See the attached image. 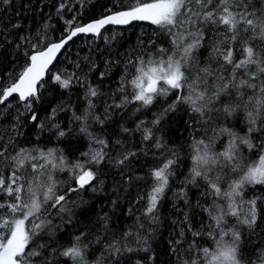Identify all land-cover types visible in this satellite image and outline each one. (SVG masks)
Segmentation results:
<instances>
[{
    "label": "snow or ice",
    "instance_id": "obj_1",
    "mask_svg": "<svg viewBox=\"0 0 264 264\" xmlns=\"http://www.w3.org/2000/svg\"><path fill=\"white\" fill-rule=\"evenodd\" d=\"M12 0H0L10 5ZM68 6L64 0L57 6L60 15ZM133 21H147L155 26L157 35L168 37L170 46L155 45L150 40L143 52L136 50L125 55L117 87L108 99L101 100L102 111H97V98L106 94L97 85L76 72L65 75L57 72L51 80L61 89L79 84L84 89L83 110L72 111L71 120L61 126L56 117L69 108L61 103L51 108L46 121H40L33 105L40 100L45 75L57 55L78 34L101 36L106 25H128ZM66 36L58 42L33 43L27 35L17 36L16 48L31 46L24 53L25 63L10 83L0 85V120L13 107L11 99L24 111L13 116V124L0 128V264H151L156 256L151 240L159 224V208L170 190V180L176 176L178 152L170 149L163 137H157L161 120L174 113L177 106H186L189 126L223 120L219 136L226 137L221 150H215V138L207 132L191 137V166L189 175L180 183L175 197L186 205L188 185L202 189L209 223L196 230L184 213V219L173 223L179 228L176 238L169 241L173 258L181 264V253L187 258L182 264H264V245L257 244L248 257L244 252V237L250 236L264 221V0H131L110 14L87 24H78L75 18L65 21ZM49 24L45 23L47 29ZM15 23L11 29L19 30ZM7 31L8 35L5 34ZM211 33L210 54L204 63L196 55L204 47L205 37ZM11 30H0V47L13 43L8 39ZM107 39V38H105ZM238 54V55H237ZM112 62H109L111 64ZM79 63L76 68H79ZM95 65L89 67L94 70ZM101 79L109 75L101 72ZM172 97L171 102L168 98ZM161 100L165 106L151 121L138 120L134 128L114 120L132 106V113L150 109ZM244 114L246 128L243 134L234 131L227 121ZM27 116L41 132L47 130L56 141L71 138L73 122H79L77 135L89 139V148L80 153L82 159L69 162L62 149L41 148L39 145L20 147L18 136L21 117ZM116 124L119 133L111 140L96 135L94 125L106 132L105 125ZM199 129L193 128V131ZM139 132L141 140L135 147H127L128 137ZM10 147L12 150L10 151ZM155 149L161 158L159 166L150 169V190L138 198L144 202L135 211L136 223L117 235L110 227L107 213L97 216L90 228L80 231L70 243L54 246L57 226L53 225L48 209L65 213L71 222L68 204L70 194L92 191L103 192L104 181L98 179L103 167L121 172L125 183L132 180L125 170L139 153ZM115 151V155L110 152ZM255 154V158H251ZM9 170L7 180L3 174ZM67 172L74 185L60 191L56 173ZM143 179V177H136ZM202 181V183H199ZM259 193V194H257ZM210 200V203L208 202ZM87 202L81 201V204ZM113 206L116 201H112ZM179 212L181 209L174 204ZM63 220V217H60ZM192 239L186 243L185 233ZM44 236L48 239L45 240ZM207 237L211 247H202L197 239ZM186 247H179L184 245ZM99 245L96 251L92 248ZM98 252V254H97ZM143 253L144 255H139ZM65 258L63 261L60 258ZM254 257V258H253Z\"/></svg>",
    "mask_w": 264,
    "mask_h": 264
},
{
    "label": "trees",
    "instance_id": "obj_2",
    "mask_svg": "<svg viewBox=\"0 0 264 264\" xmlns=\"http://www.w3.org/2000/svg\"><path fill=\"white\" fill-rule=\"evenodd\" d=\"M60 2L61 0H12L10 5L0 4V30H4L5 26L8 30H11V35L8 36V39L13 42L0 47V85L11 82L9 74H11V77L18 75L25 63V51L27 50L29 53L32 51L31 46L28 44H23L20 48L14 46L18 42V35H27L38 46L41 43L58 42L62 36L67 35L65 31L66 20L75 18L76 23L87 24L110 14V10L119 9L122 4L126 6L131 3V0H64L70 10L66 9L58 15L56 9ZM15 23L21 25L19 30L11 29V25ZM45 23L49 24L47 29L44 28ZM154 29L155 26L147 21H133L128 25H107L101 30V36L99 37L87 34L73 39L60 52L44 77L46 83L40 89L41 98L39 102L33 105L34 110L38 113L39 120L46 121L51 108L63 103L68 106L69 110L60 112L56 117L63 127L71 120L73 110H76L77 114L83 110L84 89L75 83L70 89H61L51 80V75L57 72H63L65 75L71 72H76L81 76L86 74L88 81L97 85L100 91L106 94L104 97L97 98L96 101L97 111H102L101 100L108 99L111 96L112 91L117 87V78L122 72L123 65L116 64V60H123L125 55L132 53L133 50H136L138 55L144 51L150 40L156 42L151 48L153 51L158 45H163L165 48L170 46L168 37L157 35L153 31ZM5 34L8 35L7 31H5ZM211 39V33L207 34L204 47L196 53L201 63H204L210 54L209 42ZM109 62L112 63L109 64ZM77 63L80 65L79 68H76ZM91 65H95V68L89 71ZM104 71H108L109 75L101 79L99 74ZM10 99L13 107L8 109L7 114L0 120V128L5 129V134L7 135L11 134L7 130L11 128L14 122L12 117L24 111L21 104L16 103L15 99ZM171 100L172 97H169L168 102L170 103ZM164 106L165 102L161 100L150 109H145L135 114L132 113V106H129L123 119H120L119 116L113 119L119 120V123L126 127L134 128L135 122L138 120L151 121L153 114H158ZM3 107V105H0V108ZM189 120L190 117L187 114L186 106H177V110L174 113H169L165 119L161 120L160 131L156 132V136H162L170 149L177 150L179 159L175 169L176 176L170 180V190L166 191L159 208L160 224L151 240L152 251L155 253L156 259L151 264H178L170 252L169 245V241L174 240L176 233L179 231V228L173 223L174 220H183L184 213H187L189 223L196 230H203L202 224L206 225L209 223L207 212L197 206V202H199L200 205L206 207L205 197L201 195L202 189L188 185L189 203L187 205L183 201L176 199L175 192L179 188L180 183L189 175L191 137L194 135L199 137L206 131L208 137L215 138V150L219 151L226 140V137L219 136V128L225 122L220 120L204 125L193 124L190 127ZM21 121L19 131L23 135L17 137L18 146L20 147L31 148L34 145H39L44 149L53 147L62 149L69 162L82 159L80 153L87 151L89 148V139L85 136L77 135L80 127L79 122H73L71 138L56 141L47 130L41 132L35 123H30L27 116L21 117ZM227 124L234 131L243 134L246 128L244 114L238 113L237 117L229 119ZM105 128L106 132H101L100 126L94 125L91 130L96 135H106L111 140L116 139L117 135H125L119 133V126L116 124L105 125ZM193 128L199 130L194 132ZM140 140V133H133L128 137L126 146L135 147ZM9 150L11 151L12 148L10 147ZM154 153H156L155 149L148 150L147 155L141 152L132 161L131 165L125 170L126 175L133 177L128 183L122 180L121 172L118 169L108 166L103 167L98 176V179L104 181L103 192L94 193L89 190L83 193L70 194L66 206L72 211L71 222H69L67 214L57 213L56 209L49 208L48 213L45 215L50 213L53 225L57 226L53 237L54 246H67L80 231L93 226L90 221L94 222L97 216L104 213H107L111 218L110 227L117 235L126 227L133 226L136 223L135 216L130 215L128 209L132 207L135 211L143 206L144 202L141 200L137 203V200L139 197L145 196L150 190L149 171L159 166L161 162V158ZM110 155H115V151L110 152ZM251 158L254 159L255 154H252ZM3 174L7 180L9 170L4 169ZM136 177H143V179H136ZM56 178L61 182L59 185L60 191L65 190L70 185H74V181L67 172L56 173ZM199 183H202V181H199ZM2 199L4 197L0 196V200ZM113 200L116 201L115 206L112 204ZM81 201L87 203L81 204ZM208 202L210 203V200ZM174 204L181 211L178 212L173 207ZM60 217H63V220ZM185 237L186 243L192 239L191 233L186 232ZM44 239L47 240L48 237L44 236ZM197 242L202 247L212 246V241L207 239V237L198 238ZM186 243L179 247H186ZM257 244L264 245V221L259 223V228L250 236L245 235V257L249 256L251 249ZM98 248L99 245H94L92 250L96 251ZM139 255L142 256L144 254L140 253ZM186 258L187 254L181 253V264ZM64 259L63 257L60 258L61 261Z\"/></svg>",
    "mask_w": 264,
    "mask_h": 264
},
{
    "label": "water",
    "instance_id": "obj_3",
    "mask_svg": "<svg viewBox=\"0 0 264 264\" xmlns=\"http://www.w3.org/2000/svg\"><path fill=\"white\" fill-rule=\"evenodd\" d=\"M106 26H107V25H106ZM83 35H87V34H78L77 36H83ZM77 36H76V37H77ZM76 37H73V39H75ZM73 39H72V40H73ZM72 40H71V41H72ZM71 41H69L68 44H69ZM68 44H67V45H68ZM67 45H66V46H67ZM62 50H63V49H62ZM62 50H61V51H62ZM59 54H60V53H59ZM59 54H58V55H59ZM58 55H57V56H58ZM54 62H55V61H54ZM54 62H53V64H54ZM51 66H52V65L49 66V70H50Z\"/></svg>",
    "mask_w": 264,
    "mask_h": 264
}]
</instances>
